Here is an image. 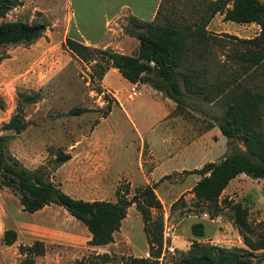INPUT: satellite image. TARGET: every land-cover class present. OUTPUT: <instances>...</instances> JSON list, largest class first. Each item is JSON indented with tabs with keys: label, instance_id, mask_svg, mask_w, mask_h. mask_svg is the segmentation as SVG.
I'll return each mask as SVG.
<instances>
[{
	"label": "rangeland",
	"instance_id": "obj_1",
	"mask_svg": "<svg viewBox=\"0 0 264 264\" xmlns=\"http://www.w3.org/2000/svg\"><path fill=\"white\" fill-rule=\"evenodd\" d=\"M66 3L67 0H19L4 19L47 26L43 37L33 44L8 45L0 49V101L4 104L0 109V136L7 138L6 153L31 171L41 169L56 186L65 184V188H61L63 192L68 190L81 197L76 199L86 201L115 202L127 191L126 198L131 199L137 188L147 185L149 172L157 166L158 171L154 174L157 181L150 180V184H156L163 208L160 212L153 211V218L162 217L164 237L169 242L160 264H174L180 252L188 250L193 241L229 249L246 248L230 217V206L236 203L248 210L249 222L255 230L251 237L258 239L264 227V179H254L246 174L233 179L219 199L224 213L212 222L195 207L190 189L192 174L186 177L183 172L173 173L180 163H184L188 171L198 167L199 161L206 156L222 160L230 154L240 153L254 161L259 160V154L250 150L242 137V128L229 113L232 104L242 101L245 89L259 86L264 92V68L245 74L234 60L243 45L232 36L252 39L256 37V27L226 22L222 18H218L214 26L208 24L206 31L212 38L194 44V51L186 55L184 66L178 72L182 105L177 107L173 117L161 120L164 104L156 101L150 90L136 88L121 74L115 73L109 74L108 81L118 92L107 90L97 76L105 66V60L93 56L96 61L86 62L68 49L66 40L70 33L63 14ZM207 7L206 0H162L155 23L170 19L179 25L201 24V19L209 14ZM97 61L99 63L95 65ZM184 72L199 74L193 81L197 84L195 88L203 89L204 94L186 91ZM100 90L109 93L106 99ZM133 91L140 92L134 100L129 98ZM159 93L162 94L159 98H168L163 92ZM26 94L38 96L37 102L24 105L27 128L20 134L4 130V124L17 110L21 95ZM74 108L85 111L70 114ZM262 117L261 131L264 132V109ZM221 127L231 133L229 137L222 135ZM212 129L217 139L208 137L205 145L198 135ZM177 136H186V141L181 139L180 144H173L171 140L163 142L165 138ZM193 139L195 143L189 146ZM98 142L106 145L111 179L104 177L103 181L92 183L86 181L87 175H82L80 178H85V182L80 183L69 175L67 167L64 173L59 171L64 165L57 162L59 152L69 154L71 145ZM146 142L153 147V156L149 154ZM161 172H167L166 176L169 174L170 178L161 180L164 177H159ZM86 174H90V170ZM184 187L185 191H181ZM197 222L204 225V236L200 238L192 233V225ZM9 229L18 235V243L12 246L3 241L4 232ZM86 232L89 234L88 229L64 208L50 205L40 214L27 213L17 195L8 189H0V264H19L24 258L19 253V246L41 240L45 234L53 240L44 241L46 253L36 258L37 264H76L80 261L84 264H127L130 257L149 255L144 222L135 205L129 207L109 253L86 249L85 245H89L85 242ZM263 252L253 253L252 264H264Z\"/></svg>",
	"mask_w": 264,
	"mask_h": 264
},
{
	"label": "trees",
	"instance_id": "obj_2",
	"mask_svg": "<svg viewBox=\"0 0 264 264\" xmlns=\"http://www.w3.org/2000/svg\"><path fill=\"white\" fill-rule=\"evenodd\" d=\"M18 1L0 0V49L8 45L33 44L41 39L47 30L46 25L38 22L5 21L7 14L17 6ZM206 1L209 14L207 18L201 19V24L193 22L190 26L179 25L170 19H165L163 23L145 24L143 31H130V34L139 41L138 50L132 56L115 53L110 49L88 47L72 38H67L66 45L83 61H96L93 56H101L105 60V66L97 73L99 81L103 80L111 68H115L129 82L150 85L157 92H163L176 103L177 107H180L182 91L177 79L178 72L184 66L186 55L194 51V44L212 38L206 27L218 13L224 16L223 20L226 22L259 25L260 32L252 39L232 36L235 41L243 45L242 50L234 55V60L245 74L264 68V3L261 0ZM98 63L97 61L95 65ZM182 77L186 91L204 94L203 89L195 88L197 84L193 81L198 79L199 74L184 72ZM99 93H102V90ZM106 97L104 96L105 99ZM205 99H208L207 96ZM37 101L36 94L21 95L17 110L4 124V130L16 134L23 132L28 126L24 116V105ZM3 107L4 104L0 101V109ZM263 109L264 92L259 86L255 89H245L242 101L229 107V113L233 121L242 128V137L250 150L259 154L258 161L240 153H233L219 162L206 163L199 169L182 173L186 176L192 174L201 177L192 188L195 207L200 212L208 213L212 219L224 213L219 199L233 179L241 174L254 179H264V132L261 131ZM84 111L81 108H74L70 114L78 115ZM220 130L225 137L231 134L226 128L221 127ZM6 142L7 138L0 136V189H8L17 195L23 211L35 213L50 205L62 207L88 229L91 235L88 241L90 246H105L115 242V233L120 230L129 207L135 205L144 222L149 255L130 257L127 264H160L169 242L164 237L162 217L153 218V211L160 212L163 208L156 193V184L137 188L131 199L126 198L129 194L127 191L125 196L119 195L115 202L74 199L53 184L50 177L41 169L31 171L19 160L7 154ZM56 159L58 164L62 165L69 161L71 156L59 152ZM170 176H164L161 180ZM248 216V210L241 203L230 206L231 221L246 248L229 249L193 241L188 250L180 252L179 259L174 264H252L253 253L264 251V227L258 239H252L255 230ZM192 233L196 237H203V223H194ZM17 239L16 231L9 229L4 232L3 241L7 246L15 244ZM19 253L24 257L19 264H37L36 258L46 253V244L44 241L35 240L30 245H20ZM76 264L84 263L80 261Z\"/></svg>",
	"mask_w": 264,
	"mask_h": 264
},
{
	"label": "crops",
	"instance_id": "obj_3",
	"mask_svg": "<svg viewBox=\"0 0 264 264\" xmlns=\"http://www.w3.org/2000/svg\"><path fill=\"white\" fill-rule=\"evenodd\" d=\"M261 1L264 3V0H261ZM161 3H162V0H67L66 6L64 7L63 14H65L66 20L68 22V32L70 33L69 38L77 40L88 47L98 48V49L99 48L111 49L115 53L132 56L138 50L139 41L136 39L135 36L130 34V31H133V30L143 31L145 24L155 23L157 19V14L161 7ZM223 17L224 16L219 13L216 14L215 17H213V19L210 21L209 27L212 25L214 26L216 20L218 18L223 19ZM239 25H243L247 27L255 26L257 29L256 36L260 32L259 25L255 23L239 24ZM110 73L120 74L117 69L111 68L104 76L102 80V84H103V87L106 88L107 90L115 91L109 85L108 76ZM133 85L136 88L144 87L145 90L146 89L150 90L151 91L150 94L153 96H156V99H155L156 101L157 100L162 101V103L164 104V107H162V110H161V120H166V119L173 117L172 114L177 109V105L174 101L168 98H164V99L159 98L158 96L162 94L154 90L150 85H143L141 83H137ZM138 96H140V92H138V95L136 97ZM117 98L119 100V104L122 107L123 104L120 98L119 97ZM134 99L135 98H133L132 100ZM126 114L128 115L127 112ZM151 127L153 128V126ZM137 131H138V134L143 139V134L141 133V131L139 129H137ZM193 132L195 133V131ZM208 137H213L217 139V136L213 133V129L198 135V138L203 143H205V145L208 144L207 142H205L206 138ZM93 138L94 137L92 133L91 139ZM181 139L186 141V136L184 137L177 136V137H173L172 139L165 138L163 142L166 143L168 142V140H171L173 144L174 143L180 144ZM194 139L191 143L187 141L189 143V146L195 143ZM147 145L149 146L148 147L149 154L153 156V147H151L146 142V146ZM68 149H69L68 153L70 154L71 159L67 161L66 163H64L61 170L59 171L64 173L65 172L64 168L67 167V170H70L69 175L72 178L76 177L77 182H80V183L85 182V178L84 179L80 178V176L82 175H87L86 181L92 182V183L96 181H103L104 177H106L107 180L111 179L110 172H109L110 171L109 158L105 152L106 145H104L102 142H98L94 144L93 143L75 144V145H71ZM144 149H145V145H144ZM206 160L208 161L207 163L220 161L219 159L215 160L212 157L206 156V157H203L199 161L198 167L190 168L189 171L193 169L201 168L203 165H205ZM142 167H143V164H142ZM157 168L158 167L155 166V168H153V170L149 172L150 179L147 180L148 181L147 185H151L150 180L157 181L156 178L154 179V174L158 171ZM186 168L187 167L184 165V163H180L179 168L176 169L173 173L181 174L182 172L186 170L188 171V169ZM88 170H90V174H86ZM166 175H167V172H161L159 177L166 176ZM192 176H193V180L191 183H193V185L190 188L191 191L194 185L201 179V177L198 175H192ZM186 177H185V181H186ZM60 188L62 189L65 188V184L60 185ZM185 189L186 187H184V189L181 191H185ZM66 192L69 193L71 197L72 196L75 197L74 199L81 198V197L75 196L68 190ZM159 199L161 200L160 197ZM46 208L47 206L37 211L38 214L44 212ZM50 232H53V230H51ZM41 238H42L41 240L45 242H49V241L51 242V240H53L51 236L50 235L47 236V234H45V237H41ZM90 239H91V235L90 233L89 234L87 233V238L85 242L89 241ZM115 240H116V234H115ZM114 244L115 243H111L105 246H90V245H85V244H82V245H85L86 249H90L92 252L109 253L110 247H113Z\"/></svg>",
	"mask_w": 264,
	"mask_h": 264
},
{
	"label": "built area",
	"instance_id": "obj_4",
	"mask_svg": "<svg viewBox=\"0 0 264 264\" xmlns=\"http://www.w3.org/2000/svg\"><path fill=\"white\" fill-rule=\"evenodd\" d=\"M103 96H106L108 95L109 93L108 92H104L102 91L101 93ZM138 95V92L137 91H133L131 93H129V98L133 99L135 98L136 96ZM202 213V216L203 217H209L210 221L214 222V219L210 218L209 214L208 213H205V212H201ZM166 239V238H165Z\"/></svg>",
	"mask_w": 264,
	"mask_h": 264
}]
</instances>
